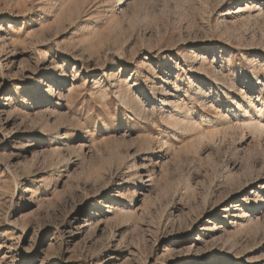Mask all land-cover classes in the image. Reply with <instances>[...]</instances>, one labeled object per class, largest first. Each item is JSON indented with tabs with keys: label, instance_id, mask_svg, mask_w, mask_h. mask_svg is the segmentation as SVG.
Masks as SVG:
<instances>
[{
	"label": "rangeland",
	"instance_id": "374dc122",
	"mask_svg": "<svg viewBox=\"0 0 264 264\" xmlns=\"http://www.w3.org/2000/svg\"><path fill=\"white\" fill-rule=\"evenodd\" d=\"M251 122L264 0H0V264H264Z\"/></svg>",
	"mask_w": 264,
	"mask_h": 264
},
{
	"label": "bare ground",
	"instance_id": "6f19581e",
	"mask_svg": "<svg viewBox=\"0 0 264 264\" xmlns=\"http://www.w3.org/2000/svg\"><path fill=\"white\" fill-rule=\"evenodd\" d=\"M47 104V103H46ZM45 104V105H46ZM250 129L252 128L253 130H255L256 132H258L259 134H263L264 133V123H252L248 126ZM253 131V132H255Z\"/></svg>",
	"mask_w": 264,
	"mask_h": 264
}]
</instances>
